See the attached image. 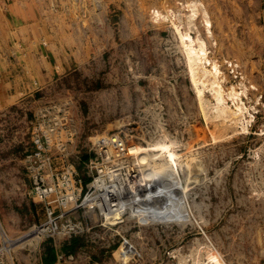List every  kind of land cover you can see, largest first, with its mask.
<instances>
[{
	"label": "rangeland",
	"instance_id": "374dc122",
	"mask_svg": "<svg viewBox=\"0 0 264 264\" xmlns=\"http://www.w3.org/2000/svg\"><path fill=\"white\" fill-rule=\"evenodd\" d=\"M185 35L217 64L222 99L195 81ZM112 138L115 149L98 145ZM131 147L148 149L145 171L171 170L193 186L189 222L129 217L112 227L80 210L82 230L14 263L264 264V0H0V219L9 235L44 221L29 179L37 154L54 173L73 166L85 186L126 163ZM121 177L101 178L84 204H98L105 185L130 184Z\"/></svg>",
	"mask_w": 264,
	"mask_h": 264
},
{
	"label": "bare ground",
	"instance_id": "6f19581e",
	"mask_svg": "<svg viewBox=\"0 0 264 264\" xmlns=\"http://www.w3.org/2000/svg\"><path fill=\"white\" fill-rule=\"evenodd\" d=\"M183 43H185V50H186V54L188 57L189 66L191 67V71L193 72L195 81L204 84L205 88H209L210 90L213 91V94H215L219 99L220 98L222 99L223 98L222 93L224 92L222 91V88L217 82V75L219 73V69H218L217 64L215 63L212 64L211 61L207 58V54L204 49V44L200 42L199 40H193V38H191L189 35H187L186 37H183ZM233 88L228 90L227 96L229 98L234 97L233 99L234 101H236L235 98H237L238 96H237V92H235ZM202 91H200V94L203 93ZM217 104L219 105L221 103L217 102ZM222 106L224 107V105ZM223 107L221 108L223 109ZM219 110L220 109H218V111ZM224 110L225 109H223V112ZM206 113L208 114V112ZM236 114H238V112H236ZM226 115H224L226 116L225 119L227 118V119L232 120V122L234 121L235 123L234 125H236L235 121H237L239 116L238 115H236L235 117L229 116V112H227ZM147 150L146 149L144 150V148L141 149L137 147L129 148L126 154H124L127 162L123 164L115 165L114 167L110 168V170L106 173L102 171L101 177L98 180H96V182L94 183V186L96 185L97 187L96 183H98L101 178H104L103 180H106L107 182L113 181L114 177H117L119 173L122 177L127 176V174L130 176L129 185L123 184L118 181L119 183L118 185L117 184H113V185L110 184L108 186L105 185L101 189L102 192L101 194H99L101 201L98 202L97 205L99 206V209H100L99 213L102 216L103 221H104L103 226H112V227L117 226L125 221H128L129 217L130 218L135 217L139 219L144 218L145 220H149L153 223H158V224H162V223L169 224L172 221H181V222L186 221L187 223L190 221L187 216L188 215V209H187L188 205L185 203L186 202L185 199L188 196L187 192L192 191V190L195 191L192 188L193 186L192 185L190 186V184H188L189 181H187V184L184 183L185 185L184 186L182 184V181L178 180L179 178L177 179L174 177V175H172L174 172L170 174L171 170L167 172L166 175L163 172L162 176L160 175L155 176L154 175L155 172L153 174V170L152 172H147L149 171L147 167H146L147 171H145L143 166H144V163H146L147 154L145 155L144 152ZM119 151L122 152L124 151V149H119ZM132 158H136L138 160V163L135 165L136 174L134 176L130 175V172H131L130 166H132L130 162ZM148 160H147V163H149ZM45 165H46L47 170H49V165L47 162L45 163ZM152 165L154 164L152 163ZM116 169L120 170L119 173L115 171ZM124 171L126 172L125 175H124ZM124 185H126L127 188H125ZM102 186L103 185H100V187ZM191 195H193V193ZM126 213H128L129 215H125ZM4 227L5 229H7V232H12V229L10 227H7L6 225H4ZM27 234H25L26 236L24 235L23 237L20 238V240L17 241L18 244L14 250H18L20 248L25 247L28 244H31L32 237L30 234L28 235ZM58 238H60L59 240H62L64 239V236H59Z\"/></svg>",
	"mask_w": 264,
	"mask_h": 264
},
{
	"label": "built area",
	"instance_id": "2783aa9c",
	"mask_svg": "<svg viewBox=\"0 0 264 264\" xmlns=\"http://www.w3.org/2000/svg\"><path fill=\"white\" fill-rule=\"evenodd\" d=\"M43 136L45 137L46 145L49 146L51 143L50 138L44 133ZM119 142L116 138H112L100 141L98 145L104 148L106 145L109 146L108 143H111L110 145H113L115 149L116 144ZM38 143H40V139ZM36 157L37 161H35V164L39 163V165L37 167L30 166L29 179L32 184L31 194L33 195V201L42 205L45 216L44 221H41L39 225H33L23 235L13 238L9 235L0 219V264H15L14 259L21 251L36 252L50 239L59 240V236H64V239L59 241H68L77 230H82V228L77 227V225L82 224L78 217L80 210L83 212V220L85 219L84 215H88L91 211H100L99 206L94 201L88 204H84V201L87 197H93L97 192L94 183L101 177L102 168L97 170L98 178H95L90 185L84 186L83 180L76 176L73 166H69L65 162L62 167L63 170L61 169L60 173H54L51 161L47 162L49 165V170H47L43 156L37 154ZM85 187L87 189L85 197L82 203L78 204ZM54 196L56 197V204L50 203L51 198ZM27 233L32 237L31 244L14 250L17 247V241ZM63 256L64 254L61 255V259Z\"/></svg>",
	"mask_w": 264,
	"mask_h": 264
},
{
	"label": "crops",
	"instance_id": "0c3cea01",
	"mask_svg": "<svg viewBox=\"0 0 264 264\" xmlns=\"http://www.w3.org/2000/svg\"><path fill=\"white\" fill-rule=\"evenodd\" d=\"M74 247H75V244H73V242H68L65 245H61L60 247H57V249H58L57 254L58 255H60V254L65 255V254L71 253Z\"/></svg>",
	"mask_w": 264,
	"mask_h": 264
}]
</instances>
